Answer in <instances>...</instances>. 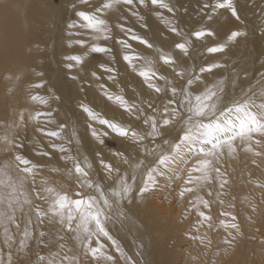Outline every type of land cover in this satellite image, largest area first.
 I'll return each mask as SVG.
<instances>
[{"label":"snow or ice","instance_id":"snow-or-ice-1","mask_svg":"<svg viewBox=\"0 0 264 264\" xmlns=\"http://www.w3.org/2000/svg\"><path fill=\"white\" fill-rule=\"evenodd\" d=\"M137 3L141 7L151 6L166 10L168 13L173 12L168 0H102L98 5L93 0H79L81 8L76 15L84 22L79 28L88 30L84 35L89 39L82 38L79 32L76 33L77 37H80L77 38L76 44L83 53L66 56L68 66L70 68L81 66L89 72L90 78L96 81H100L102 75L106 74L108 79L115 83L119 74L115 64H101L98 74L97 70L86 67L88 61L85 54L101 53L113 61L115 59L113 49L107 44L102 46L99 43L113 38V27L109 24L106 14L122 6H130L134 9ZM204 7L207 8L208 5L205 4ZM217 12L227 15L230 21L237 24L235 28L229 29L226 40L206 47L205 51L210 56H217V54H226L230 45L249 35L248 31L238 24L241 21L238 0H215L209 23L193 30L190 34L194 39L185 37L176 25L165 19L167 31L178 38L171 50L157 46L146 36L138 35L131 27L119 23L116 25L122 33V37L118 40L120 48L124 50L122 60L141 78L152 93L163 97V100L160 108L149 103L148 107L152 112L144 116L141 123L146 127L139 132L121 123L102 118L87 104L80 105L82 113L88 120L106 126L118 137L129 141L137 150L138 155L135 160L123 152L114 154V159H119L121 164L128 165L123 171L120 166L106 161L97 153L104 179L113 180L111 185L106 187L93 181L90 178L92 163L67 154L70 150L62 145L57 148L53 143L51 147L64 154L60 159L64 160L65 164L71 163V167L67 168L66 172L68 176L75 178L77 190L74 195L70 194L50 184L46 178L41 180L39 188L29 189L30 183L35 185L37 170L43 165L18 154V149L22 147L18 140V130H23L27 126L25 114L20 111L10 123L0 124V127L6 128L5 133L0 135V147L12 154L11 161L0 166V230H2L0 235L3 237V244L9 249L5 256L3 248H0V264H15L11 251L15 244L12 226L16 231H22L23 239L19 242V250L25 252L28 249V241L33 237V223L38 227L45 223L58 225L61 231L66 230L72 235L79 249V254L69 255L72 249L67 248L63 243L65 237L57 233L58 250L48 254L38 253L35 264H83L82 257L88 258V264H101V261L105 264H116V257L104 253L103 245L94 241V238L97 240L99 237L107 238L116 246L117 252H120V246L111 236L107 222L113 217L121 221L127 219L125 202L132 203L137 197L146 198L148 194L159 191L162 183L164 187L170 188L178 180H183L184 185L182 189L177 190L181 198L186 194H196L190 203L197 212V222L201 226L206 225L209 230L213 228L211 199L199 195L200 191L218 184V196L222 194L230 183L226 178L224 165L228 159L235 160L240 151L250 154L253 158L264 160V87L259 93L249 88L243 97L232 98L227 92V77H221L212 84L205 83V74H212L215 70L224 68V64L216 60L201 65L198 69L199 75L196 74L195 67L186 65V60L191 57L194 43H207V40L218 36L217 30L212 26L216 22L214 14ZM98 13L105 15L102 18ZM132 15L141 21L144 20V17L135 10L132 11ZM161 18H163L162 14ZM76 27L75 23L69 25V28ZM142 27L147 28L148 25L144 23ZM260 38L264 39V30L260 32ZM132 42L154 52L155 59L138 53ZM157 62L161 67L170 70L171 78L155 68ZM37 76L43 77L44 73L38 72ZM80 78L78 73L72 77L74 81ZM261 83L264 84V80ZM232 84L235 86V79ZM32 87L42 89L46 85L41 81L33 84ZM100 87L109 102L116 104L129 116L137 120L141 119L144 110L138 104L130 103L124 95L106 90L104 84ZM30 98L44 105L48 110L30 113L29 121L33 125L55 123L51 119L53 113L49 101H58L60 97L52 95L46 98L32 95ZM60 128L63 130L66 125L62 124ZM36 130L47 137L63 139L62 131L48 130L46 127H37ZM91 132L92 137L99 144L104 143L102 136L108 134L106 131L101 134L95 127ZM146 139L149 140L148 144H145ZM140 153H143V158H140ZM37 155L48 157L49 161L52 157V153L48 151L37 150ZM150 157L153 159H149ZM193 159L195 163L189 167ZM251 162L257 163L256 159H252ZM13 168L16 172L15 176L10 172ZM51 171L59 173L60 168L53 167ZM255 183L264 193V182ZM206 195L214 198L211 191H207ZM36 201L45 202L47 207H42ZM218 203L223 206L225 201L218 199ZM228 207L235 206L229 204ZM250 207L255 211L254 205L250 204ZM221 215L224 219L219 220V225L226 233L224 243L230 244L241 234V225L234 212L226 210ZM21 221L24 223L23 229H21ZM48 236V232L38 230L37 240L44 249L51 247L52 241ZM193 238L205 244L206 236ZM207 243L210 244L211 241L208 240ZM27 264H31V261Z\"/></svg>","mask_w":264,"mask_h":264},{"label":"rangeland","instance_id":"rangeland-1","mask_svg":"<svg viewBox=\"0 0 264 264\" xmlns=\"http://www.w3.org/2000/svg\"><path fill=\"white\" fill-rule=\"evenodd\" d=\"M93 2L98 5L102 2V0H93ZM168 2L173 7L172 13H168L166 10L157 9L151 6L141 7L137 3L134 9L130 6H122L121 8H117L111 13L106 14L109 24L113 27V38L106 42L99 41V43L102 46L104 44L109 45L113 49L115 59L110 61L107 55L101 53H86L85 58L88 61L86 67L91 70H97L98 74H100L99 66L101 64H115L119 74L117 81L113 83L108 79L106 74L102 75V79L100 81H96L94 78H90L89 72L85 71V69L81 66L76 65L70 68L68 66L69 62L65 59L66 56L80 55L83 53L80 46L76 44L77 38H80L77 37V32L81 34L82 38L89 39L88 36L84 35L88 32V30L79 28V25L84 23L76 15L77 11L81 8L79 0H24L25 9L22 10L24 16L23 26L20 30L14 26L16 32L21 38L20 50L22 51V57L20 63L18 64L20 71L16 74L14 79L12 96H16L21 99L22 107L24 109L22 111L24 113L27 112V116L25 115L27 126L23 130H18V140L22 144V147L18 149V154L32 160L34 163H40L43 165L42 168L37 170L35 185L33 186L30 183L29 189H32L33 187L39 188L41 186L42 179L46 178L50 183V180L56 178L57 185H63L64 183V188L59 186L58 189L67 191L73 195L77 190L76 187H71L70 182L68 181L69 179L65 177V174L67 173L66 169L71 167V163L69 162L65 164L64 160L60 159V157L64 154L60 153L58 150H54L51 147L53 143L57 145V148L62 145L66 149L70 150L67 154L76 157L82 156L84 160L92 163L93 167L90 170V178L95 182L104 180V172L98 163L99 156L97 153L101 154L106 161L113 162L120 166L122 171L127 169L128 165H123L119 159H114L115 153L123 152L125 155H130L133 160L137 158V150L130 144L129 141L118 137L106 126H101L99 123L88 120L85 114L82 113L80 105L87 104L91 106L102 118L121 123L138 132L144 130L146 126L142 125L141 121L144 116L149 115L152 112V109L148 107L149 103H152L157 108H160L163 97H159L155 93H152L142 82L141 78L133 73L122 60L121 56L124 50L120 48L118 43V40L122 37V33L116 25L119 23L123 24L125 27H131L138 35L146 36L150 41L155 42L157 46H163L165 50H171L174 48V43L178 40V38L174 34L167 31L164 20H170L179 28L185 37L194 39V37L190 34L193 30L209 23V17L213 15L212 5L215 0H168ZM205 4L208 5L207 8L204 7ZM238 8L241 13V21L238 22L239 27L248 31V37L241 38L237 43L230 45L226 54L210 56L205 51L206 47L216 42H223L226 40L229 29L237 26L236 23L229 20L227 15H221L217 12L214 14L216 16V22L212 26L217 30L218 36L207 40V43H194L193 49L191 50V57L186 60L187 66L195 67L197 69V75H199L198 69L201 65H207L216 60L224 64V68L217 69L212 74H205V83L212 84L221 77H227L228 80L231 79V81L235 79V86L232 84L234 89H232L231 83L228 82L230 88L227 92L230 97L236 99L243 97L249 88H252L258 93V89L262 85L261 81L264 80V39L260 38V32L261 30H264V0H238ZM133 10L143 16L144 20L141 21L133 16ZM161 14L163 18H161ZM98 15H102L103 18L105 14L98 13ZM72 23H75L77 27L69 28V25ZM144 23L148 25L147 28L142 27ZM3 26L9 29L7 25ZM162 37H166V39H162ZM132 43L134 49L138 53L155 59L156 54L154 52L145 49L136 42ZM10 68H12L10 65L5 66V70ZM155 68L159 72L169 75L171 78L170 70L166 67H161L159 62L155 64ZM38 72H43L44 76H37ZM77 73L81 78L74 81L72 77ZM9 76V73L7 74L4 72V77H6L8 83ZM2 79L4 78H1L0 80ZM41 81L45 83V88L41 89L32 87L33 84ZM155 82L160 84L163 83L162 81ZM101 84H104L106 90H109L114 94L124 95L130 103L138 104L140 108L144 110L141 114V119L137 120L132 116H129L116 104L109 102L101 91ZM32 95H40L46 98L52 95L60 97L58 101H49L50 110L53 113L51 119H53L55 123L47 125H33L29 121L30 113L35 114L37 111L43 112L48 110L39 102L32 101L30 98ZM7 122L8 119L3 124H7ZM62 124L66 125V128L63 130L60 128V125ZM37 127H46V129L52 131H62L63 139L56 140L54 137H47L42 132H38L36 130ZM93 127H95L101 134L105 131L108 133L106 136H102L104 140L103 144H99L98 141L92 137L91 129ZM73 133H75L74 136ZM148 143L149 140L146 139L145 144ZM37 150L52 153L51 160L49 161L48 157L38 156ZM140 154L141 158H143V153ZM6 155L12 158L11 153ZM149 159L153 158L150 157ZM244 161L245 160L243 158H240L235 171L233 169L230 170L227 163L224 165V169L228 174L226 178L230 181V183L228 185L229 187H226L227 189L225 188L226 190L224 189V191H222L223 195H221L220 199L225 201L223 207L218 203L220 196H218L217 199V195L212 189V187L215 188L214 184L209 188V191L213 193V197L216 195V200L214 202L213 200L215 198L209 197V199H211L213 211H217L216 214L219 217L218 220L224 218L221 215V211H229L230 209V211L234 210L233 212H236V215L238 214V222L240 221L239 223L242 227L240 234L242 243L240 249L237 248L236 251H232L230 253H233L234 256L237 255L238 257L240 251H242L241 249L247 250L251 247V244L253 245L254 243L256 244L257 241H260V245L257 244V246L261 249L259 248V254L254 253L252 262L264 264V256H262L264 255V232H262L264 231V202L262 203L261 201L258 203V201L255 200V198H257L256 196H261L262 199L263 195L261 194V190L259 188L255 192L249 191V189L251 190L252 188V184L259 181L257 179H251L250 182H247V192L244 188H241L243 187V183L241 184L238 181L239 177L237 176V173L239 175V169L241 170L242 167H245ZM194 163L195 160L193 159L189 164V167H191ZM53 167L60 168V172H52L51 169ZM233 176L235 177L234 180L232 179ZM175 183L176 184H173V187L170 188L164 187L162 183L160 190H166L161 194L164 195L163 200L164 198L166 199V197H171L173 204L176 202L174 206L179 207L178 203L180 202L178 199L180 196L177 197V195H179L177 190L182 189L184 185L183 180L175 181ZM237 183L241 185L239 189L236 187L238 185ZM232 189H234L233 192ZM243 194L245 195L244 198L247 205H245V203H241V205H239L240 203H238V201L244 199L242 198V196H244ZM235 200L236 202L234 203ZM248 202L250 203L248 204ZM36 203L40 204L44 208L47 207V204L43 201H36ZM229 204H233L235 208L227 207ZM250 204L254 206L258 205L255 207V211L251 210L252 207L250 208ZM244 205V208L249 207L251 212L250 210H241ZM256 208L260 211V215L257 214L259 217L256 215ZM217 215L213 216V223L218 222ZM250 217L253 219L251 220ZM245 218L248 219L246 220ZM33 220H35V217ZM245 220L249 221L246 223ZM178 221H181L180 223L177 222L178 224L185 222L184 219H178ZM242 221L243 223H241ZM51 228L55 229L51 230ZM32 229L33 237L31 241H28V249L24 252L23 256L19 255L22 253L19 252V242L23 239L22 231H16L13 229V234L15 233V244L13 245L11 251L13 253L15 264H27L28 261H31V264H35L38 253L48 254L51 251H57V233L65 237L63 243H66L67 248L72 249V252H70L69 255H72V253L79 254L77 253L79 249H75L76 243L71 237L72 235L66 231H61L58 225L53 226V224L45 223L38 227L34 223V226L32 225ZM38 230H44L49 233L48 239L50 238L52 241L50 248L44 249L38 243ZM51 231H53V233ZM247 234L253 235V237L248 236ZM217 236L225 239L226 233L224 230H221L218 231ZM256 236L260 238L258 239ZM70 242L71 246L69 245ZM262 242L263 246L261 247ZM187 244H190V241H187ZM227 246L230 249L233 248V246ZM183 248L184 247H182V249ZM3 250L6 256L9 251L8 247L3 248Z\"/></svg>","mask_w":264,"mask_h":264},{"label":"bare ground","instance_id":"bare-ground-1","mask_svg":"<svg viewBox=\"0 0 264 264\" xmlns=\"http://www.w3.org/2000/svg\"><path fill=\"white\" fill-rule=\"evenodd\" d=\"M24 9H25L24 0H0V79L4 78L0 80V121H1V124H3L7 119H8L7 123H10L15 118L16 113L24 110L22 107L21 99L17 98L16 96H12V90H13L12 88L14 85V79L16 77V74L20 71V67L18 64L20 63L21 57H22V51L20 50L21 38L16 32L15 27H17L19 30L22 28L23 23H24V16H23L22 10ZM3 25H7L9 29L5 28ZM7 65H10L12 68L5 70V66ZM4 72L7 74L9 73L10 75L9 83L6 77H4ZM228 82L231 83V87H232L231 79L228 80ZM262 87H264V84H262L259 87L258 93L260 92ZM229 88L230 86L227 85V90H229ZM232 89L234 88L232 87ZM24 114L27 116V112ZM5 131H6L5 127H0V135H3ZM8 153L9 152L3 150V148L0 147L1 166L5 162L11 161V158L6 155ZM139 156L141 158V154H139ZM78 158L81 161H84L82 156H78ZM240 158H243L245 160L244 161L245 167L241 166L242 169L241 170L239 169L238 171L239 175L237 173V176L239 177L238 181L241 184L243 183V187L241 188H244V190L246 191L247 182H250L251 179L253 180L257 179L259 180V182H264V160H262L261 158H253L251 157L250 154H246L243 151H240L239 155L237 156L235 160L228 159L226 161V163L228 164V168L230 170L233 169L235 171V169H237L236 168L237 163L240 160ZM252 159H256L257 163L253 164L251 162ZM10 172L13 176L16 175L14 168L11 169ZM65 177L69 179L68 181L70 182L71 187H76L77 182L74 177L68 176L67 173L65 174ZM234 178L235 177L233 176L232 179L234 180ZM97 183H101L107 187L113 183V180L104 179L103 181L100 180ZM137 183L139 184V179L137 180ZM50 184L54 185L57 188L59 186L63 187L64 185V183L63 185H60V184L57 185L56 178L55 179L53 178L52 180H50ZM174 184L176 183L174 182ZM254 184H252L251 190L249 189L250 192L251 191L255 192L258 190V188L256 187V184L255 185ZM188 186L191 187V185H188ZM214 186L215 188L212 187V189L215 191L217 195V199H218V191H219L218 184H214ZM240 186L241 185L238 184L236 187H238L239 189ZM163 191H166V190L163 189ZM163 191L159 189V191H157L155 194H148L146 198L141 199L137 197L136 199L133 200L132 203L125 202V212H126L127 219L121 221L113 217L112 220L107 222V228L111 236L113 237V239L117 242V244H119L120 252H117L116 246L113 245L112 242L109 241L107 238L99 237L98 240L97 238H94V241H97V243L103 245L104 253L116 257V264H258L257 262L253 263L252 259L254 257V253L259 254L258 251L260 247L257 246V244H259L260 241L259 242L257 241L256 244L255 243L253 245L251 244V247H249L247 250L241 249L242 251H240V254L238 255V257L237 255L234 256L233 253H230V252L236 251L237 248L240 249L241 243H242L241 236L238 235L236 239L232 241L233 243L231 244H225L224 239L220 236H217L218 231L223 230L219 225V220H218L219 217L216 214L217 211H213L212 209V215L213 216L217 215L218 222L213 223L214 224L213 228L209 230L206 225L201 226L197 222L198 221L197 212L194 206L190 203V200L196 195L195 193L186 194L184 198L179 197L178 199V201L180 202L178 203L179 207H176L174 206L176 202L173 204V202L171 201V197H166V199L164 198L163 200L164 195H161ZM207 191H209V188L201 190L199 195L204 196L206 199H209V197L206 195ZM233 191L234 189H232V192ZM261 194L263 195L262 199H261V196H256L254 194L257 197L255 198V200L258 201V203L261 201L262 203L264 202V193H262V191H261ZM216 195L214 197L215 199L213 200L214 202L216 200ZM221 195H223V193L219 195L220 196L219 199L221 198ZM178 196L179 195H177V197ZM244 197L245 195L242 196V198ZM240 201H238V203H240L239 205H241V203L246 202L245 198L241 199ZM235 202L236 200L234 201V203ZM249 203L250 202H248V204ZM245 205L247 204L245 203ZM245 205L243 206V208H241V210L242 209L250 210L249 207L244 208ZM233 211L234 210H232V212ZM234 213L236 214V212ZM259 213L260 211H258L257 209L256 215L257 214L260 215ZM178 219H182V220L184 219L185 222H182V224H178L177 223L179 222ZM245 219L247 220L248 218H245ZM252 219L253 218H251V220ZM248 221H246V223ZM241 223H243V221ZM21 225H22L21 228L23 229L24 227L23 221H21ZM33 226H34V223H33ZM12 227L13 229H15L14 226ZM52 229H55V228H51V230ZM257 231H260V230H257ZM0 232H2V230H0ZM51 232L53 233V231ZM247 235L253 237V235H250V234H247ZM201 236H206L205 244H201L198 239L193 238V237H201ZM260 237H258V239ZM208 240L211 241L210 244L207 243ZM253 240H256V239H253ZM187 241H190V244H187ZM69 245L71 246V242L69 243ZM227 245L233 246V248L230 249L228 248ZM262 246H263V242L261 244V247ZM5 247L7 246L3 244V237L2 235H0V248H5ZM182 247L186 249L183 248L184 249L183 250ZM75 249H78L77 245H75ZM77 253H79V251H77ZM121 253H123V255H121ZM19 255L23 256L24 252H22ZM82 259H83V264H88V258L82 257ZM101 264H105V262L101 261Z\"/></svg>","mask_w":264,"mask_h":264}]
</instances>
